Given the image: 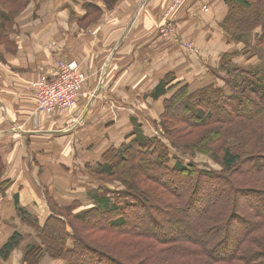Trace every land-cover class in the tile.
Returning <instances> with one entry per match:
<instances>
[{
	"label": "crops",
	"instance_id": "obj_1",
	"mask_svg": "<svg viewBox=\"0 0 264 264\" xmlns=\"http://www.w3.org/2000/svg\"><path fill=\"white\" fill-rule=\"evenodd\" d=\"M170 1L32 0L13 21H2L0 264H65L41 250L38 228L54 216L51 202L92 207L96 181L88 169L127 142L134 117L154 136L144 122L160 119L162 99L151 96L157 85L173 74L198 89L225 55L238 53L220 32L226 0H186L170 16L169 39L160 28ZM13 5L0 4V15ZM189 42L195 50L185 47ZM75 61L88 77L75 108L40 114L29 85ZM15 234L16 248L3 251ZM31 249L39 253L26 259Z\"/></svg>",
	"mask_w": 264,
	"mask_h": 264
},
{
	"label": "trees",
	"instance_id": "obj_2",
	"mask_svg": "<svg viewBox=\"0 0 264 264\" xmlns=\"http://www.w3.org/2000/svg\"><path fill=\"white\" fill-rule=\"evenodd\" d=\"M31 1L0 0L14 3L10 14L0 15V28ZM226 3L223 26L242 33L262 28L257 40L264 48V0ZM240 54L225 55L223 71H211L213 79L198 89L173 74L164 78L151 96L162 99L157 124L169 144L160 143L163 136H147L134 117L128 143L105 151L96 169H88L96 181L88 193L93 206L75 213L80 204L53 202L67 221L51 206L54 216L38 228L41 250L65 264H264V200L258 198H264V62L244 72L233 61ZM234 73L244 78L242 84L231 80ZM233 124L238 128L231 130ZM170 130L183 133L187 145ZM171 148L208 156L221 171L181 161L171 170ZM20 238L13 235L3 251L16 248ZM34 250L26 259L39 253Z\"/></svg>",
	"mask_w": 264,
	"mask_h": 264
},
{
	"label": "rangeland",
	"instance_id": "obj_3",
	"mask_svg": "<svg viewBox=\"0 0 264 264\" xmlns=\"http://www.w3.org/2000/svg\"><path fill=\"white\" fill-rule=\"evenodd\" d=\"M248 1H250V0H248ZM251 4H253V1H251ZM239 12L243 16H245V14H247V10H245V11L239 10ZM221 27L223 28L224 32L223 31H220V32L224 34L225 39L227 38L226 39L227 42L228 43H233V48H234L233 52L235 50H239L238 52L241 53L240 56L237 59H235L234 61H237V62L242 64V66H243L242 68H243L244 72L253 71L257 67H260V64H263V62H264V54L262 53V51L264 52V48L258 44V40H257V37H260L262 35V32H263L262 28H258L257 30L255 29V30H253L251 32H244L243 31L244 33H242L241 32L242 30L239 32L236 29H232L231 27L227 28V27H225L223 25H221ZM247 27H248V25H247ZM0 30H2V29L0 28ZM239 36L240 37L242 36V37L239 38ZM185 47L187 49H190V50H195V48H196L195 45L192 42L186 43ZM220 65L221 64L218 65L217 69L220 70V71H223V69H222V67H220ZM219 74H220V77H222V78L225 76L224 72L223 73L220 72ZM221 79H219V83H218L219 87H224V89H226L227 87H226V85L223 84V81ZM231 80L232 81H238L239 84H242L243 81H244V78L239 76V74L234 73V75L232 76ZM242 90L243 89H241L240 91H242ZM244 91L247 94H249L248 91H246L245 89H244ZM250 97H252V96H250ZM144 123L146 125L149 124L150 127H154V133L155 134L153 133V135H154L153 137L163 136L164 131H163V127L160 124L156 123L154 125V123L152 124L149 121H148V123H146V122H144ZM231 128H232L231 130L237 129L238 126H236V124H233V125H231ZM169 132H171V134H173V136L180 142V144L185 143V141H184L185 139H183L185 135L183 133H181V132H179V134L175 133V130H172V131L170 130ZM192 137H194V136H192ZM158 140L161 141L160 143H162L165 146H167L169 144L168 141L164 138V136H163V138L160 137V139H158ZM124 141H126V140H124ZM228 142L230 143L231 141L228 140ZM126 143H128V142H126ZM185 144L187 145V143H185ZM153 149H154V147H153ZM160 149L162 150V147ZM169 151L170 152H169V156H168V160H169V163H168L169 167L168 168H170V169L173 168L172 165L174 164L175 161H181V162H184V163L195 164V165H197V166H199L201 168L203 166H205V168L207 170L221 171L220 165L215 163L208 156H200V155H198L196 157H193L190 154L184 156L180 151H177L176 149H172V148L169 149ZM249 152H246V153H249ZM153 161H154V159H153ZM168 179H169V177H168ZM133 186H135L136 188L140 189L139 186H137L136 184L133 185ZM173 186L174 185H172V187ZM115 188L117 189V187H115ZM258 198L264 200V198H262L261 196H259ZM129 201H130V203H134L133 199H130ZM261 204H262L261 206L264 207V203L262 202ZM51 206H52L53 209L55 208L54 212L56 214H58V216L60 217L61 220L67 221V218L64 215V211H63L62 207L53 204V202L51 203ZM82 211L83 210L80 207H77L76 210H75V213H79V212H82ZM161 226L163 228L167 229V231L168 230H170V231L172 230V227H170L169 224H167V225H165V224L162 225L161 224ZM174 231H175V229H174ZM70 232H71V229H70ZM175 233L176 232H172L171 236H173V234H175ZM260 261H261V259H260Z\"/></svg>",
	"mask_w": 264,
	"mask_h": 264
},
{
	"label": "built area",
	"instance_id": "obj_4",
	"mask_svg": "<svg viewBox=\"0 0 264 264\" xmlns=\"http://www.w3.org/2000/svg\"><path fill=\"white\" fill-rule=\"evenodd\" d=\"M185 0H171L169 16L166 23L160 28L161 35L169 38L175 33L170 23L171 14L184 4ZM88 81L87 75L75 62L63 63L58 73L49 78L41 76L29 85L37 100V110L40 114H53L56 112L73 111L77 99L82 95L84 86Z\"/></svg>",
	"mask_w": 264,
	"mask_h": 264
}]
</instances>
